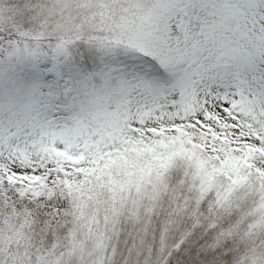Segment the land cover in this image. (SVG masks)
<instances>
[{"label":"snow or ice","instance_id":"obj_1","mask_svg":"<svg viewBox=\"0 0 264 264\" xmlns=\"http://www.w3.org/2000/svg\"><path fill=\"white\" fill-rule=\"evenodd\" d=\"M0 264H264V0H0Z\"/></svg>","mask_w":264,"mask_h":264}]
</instances>
